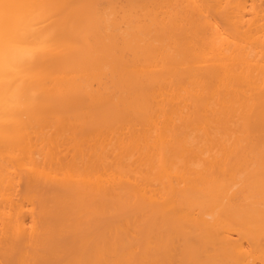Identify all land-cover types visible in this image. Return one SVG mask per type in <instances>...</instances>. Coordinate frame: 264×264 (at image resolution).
I'll return each mask as SVG.
<instances>
[{
    "label": "bare ground",
    "instance_id": "bare-ground-1",
    "mask_svg": "<svg viewBox=\"0 0 264 264\" xmlns=\"http://www.w3.org/2000/svg\"><path fill=\"white\" fill-rule=\"evenodd\" d=\"M12 2L0 264H264V0Z\"/></svg>",
    "mask_w": 264,
    "mask_h": 264
},
{
    "label": "snow or ice",
    "instance_id": "snow-or-ice-1",
    "mask_svg": "<svg viewBox=\"0 0 264 264\" xmlns=\"http://www.w3.org/2000/svg\"><path fill=\"white\" fill-rule=\"evenodd\" d=\"M36 7L42 6L15 3L12 0H0V46H2V51H0V70L3 71L5 77L18 70L10 61L9 54L18 47L19 42L15 36L22 19V11ZM47 48L48 39L44 38L38 42L35 48L29 50V55L46 51ZM12 82L10 78L6 80L9 87Z\"/></svg>",
    "mask_w": 264,
    "mask_h": 264
}]
</instances>
